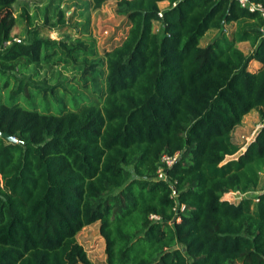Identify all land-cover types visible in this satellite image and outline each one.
<instances>
[{
  "label": "trees",
  "instance_id": "16d2710c",
  "mask_svg": "<svg viewBox=\"0 0 264 264\" xmlns=\"http://www.w3.org/2000/svg\"><path fill=\"white\" fill-rule=\"evenodd\" d=\"M16 1L0 0V11ZM90 1L96 9L108 0ZM162 1L169 6L158 17ZM248 1L264 9V0ZM115 3L127 34L85 69L105 67L98 101L26 108L18 97L28 82L14 73L57 46L71 59L76 49L97 55L94 43L68 47L36 28L0 52V132L17 140L0 136V264H103L75 238L94 222L105 264H264V191L256 202L222 199L257 189L264 174V17L237 0ZM19 15L31 23L26 8ZM65 23L60 10L53 26ZM14 26L12 14L0 15V43ZM211 29L217 34L200 45ZM5 71L15 79L6 99ZM253 109L261 127L224 161L240 150L231 134ZM175 153L170 166L161 162ZM176 203L185 205L180 220Z\"/></svg>",
  "mask_w": 264,
  "mask_h": 264
},
{
  "label": "rangeland",
  "instance_id": "374dc122",
  "mask_svg": "<svg viewBox=\"0 0 264 264\" xmlns=\"http://www.w3.org/2000/svg\"><path fill=\"white\" fill-rule=\"evenodd\" d=\"M165 7L160 5V8ZM23 8H26L31 18L30 24L19 15ZM115 8V1H106L94 9L90 0H17L11 7L0 11V15L5 12L12 14L15 19L12 36L21 41H27L30 34L38 28L39 37L60 40L68 47L79 42L95 45L94 54L97 55L86 53L90 52L91 48L86 49L87 51L76 49L71 52L75 56L74 59L69 57L65 49L57 46L52 50L54 54L49 60L15 70V74L28 82L18 97L23 107H36L43 112H57L62 106L71 108L78 102L99 100V95L104 89L105 67L96 65L86 71L85 69L90 62H97V58L102 56L105 50L118 45L127 34L129 22L125 17L117 15ZM60 10L64 12L66 23L59 28L53 24L56 23ZM160 28L161 22L155 21L153 30L160 32ZM233 28L234 24L227 25V32ZM216 34V29L208 30L200 39V45H205ZM237 46L245 52L251 50L248 42L239 43ZM256 66L251 62L249 68L254 70ZM7 74L9 85L3 91L5 99L9 93L11 94L15 82V79L10 77L11 72L5 71L4 76ZM4 80L0 77V87ZM36 85H40L41 88L37 89ZM44 87L48 89L45 91ZM53 87L55 89L51 92L49 88ZM261 123L257 109L244 116L243 124L238 126L232 135L240 149H243V146L245 148V144L254 137ZM260 180V187L264 188L263 174ZM237 195H230V200L237 201ZM75 238L83 246L91 261L105 264L104 239L99 232V222L83 227Z\"/></svg>",
  "mask_w": 264,
  "mask_h": 264
},
{
  "label": "built area",
  "instance_id": "2783aa9c",
  "mask_svg": "<svg viewBox=\"0 0 264 264\" xmlns=\"http://www.w3.org/2000/svg\"><path fill=\"white\" fill-rule=\"evenodd\" d=\"M237 1L242 7H246L249 11L258 10L260 12L261 16L264 17V9L261 7L260 4L253 3V2H250L248 0H237ZM164 2L167 3V7H168L169 3L167 1H164ZM172 5H175V3H173ZM167 7H165V8H167ZM165 8H160V6H159L158 17H162V15H163L162 13H163V10ZM13 41L20 42L21 40L19 38L12 36L11 39L3 41L2 43H0V52H2L6 47L11 45ZM261 125H260V127H261ZM176 157H177V153H175L172 156L163 154L161 157V162H163L167 166H170L176 160ZM158 177H165V174L163 173L162 167L158 168ZM173 193H175V191H173ZM232 194H238L237 195L238 196L237 201L230 200V198H231L230 195H232ZM248 197H252V200L254 202H256L258 200L254 190L247 191V192L229 191V192H226L223 194L222 199L227 200V201L232 202V203H238L243 198H248ZM184 209H185L184 204H177L176 203L175 207H173V210L175 213L174 220H180V212H182ZM150 218H157V216L152 214V215H150Z\"/></svg>",
  "mask_w": 264,
  "mask_h": 264
},
{
  "label": "crops",
  "instance_id": "0c3cea01",
  "mask_svg": "<svg viewBox=\"0 0 264 264\" xmlns=\"http://www.w3.org/2000/svg\"><path fill=\"white\" fill-rule=\"evenodd\" d=\"M108 1H115V0H108ZM160 5H163V7H165L166 5H167V3L166 2H164V1H162L161 3H159V6ZM165 5V6H164ZM240 43H247V42H240ZM239 44V43H238ZM239 47V46H238ZM243 51V50H242ZM243 52H245V51H243ZM249 52V51H248ZM245 53H247V52H245ZM254 62V65L256 66V61H253ZM257 66H258V63H257ZM257 66L255 67V68H257ZM254 68V69H255ZM244 118V117H243ZM241 124H243V119H242V122H241ZM241 124H239V125H237L235 128H234V130L238 127V126H240ZM234 130L232 131V134H231V137H232V135H233V132H234ZM257 131V130H256ZM256 131H255V133H256ZM254 136H255V134H254ZM254 138V137H253ZM252 138V139H253ZM251 139V140H252ZM232 140H233V138H232ZM234 141V140H233ZM243 149H244V146H243ZM243 149H240L236 154H232V155H227L226 157H225V159H224V161H227V160H229V159H236L237 158V156L239 155V153L240 152H242L243 151ZM263 176H264V174H263ZM260 179H261V176H260ZM260 183H261V180H259V184H258V186H257V189H255L254 190V192L257 194V193H260V192H262L263 190H264V188L263 187H260Z\"/></svg>",
  "mask_w": 264,
  "mask_h": 264
},
{
  "label": "water",
  "instance_id": "95a60500",
  "mask_svg": "<svg viewBox=\"0 0 264 264\" xmlns=\"http://www.w3.org/2000/svg\"><path fill=\"white\" fill-rule=\"evenodd\" d=\"M0 136L6 138L8 141L10 142H16L17 140L13 137V136H10L9 134L7 133H2L0 132Z\"/></svg>",
  "mask_w": 264,
  "mask_h": 264
}]
</instances>
